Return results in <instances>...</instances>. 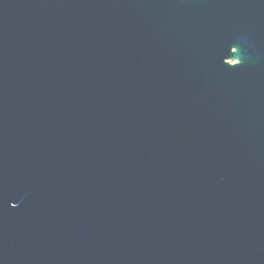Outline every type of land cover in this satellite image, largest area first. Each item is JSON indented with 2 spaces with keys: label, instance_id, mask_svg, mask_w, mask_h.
I'll use <instances>...</instances> for the list:
<instances>
[{
  "label": "water",
  "instance_id": "1",
  "mask_svg": "<svg viewBox=\"0 0 264 264\" xmlns=\"http://www.w3.org/2000/svg\"><path fill=\"white\" fill-rule=\"evenodd\" d=\"M0 264H264V0H0Z\"/></svg>",
  "mask_w": 264,
  "mask_h": 264
}]
</instances>
